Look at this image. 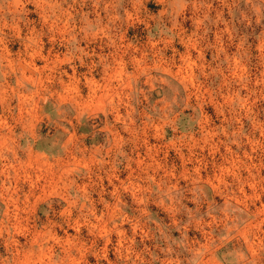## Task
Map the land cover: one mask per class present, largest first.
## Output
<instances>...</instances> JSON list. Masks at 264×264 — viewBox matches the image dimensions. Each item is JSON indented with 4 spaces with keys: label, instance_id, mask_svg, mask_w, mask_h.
<instances>
[{
    "label": "rangeland",
    "instance_id": "1",
    "mask_svg": "<svg viewBox=\"0 0 264 264\" xmlns=\"http://www.w3.org/2000/svg\"><path fill=\"white\" fill-rule=\"evenodd\" d=\"M0 264H264V0H0Z\"/></svg>",
    "mask_w": 264,
    "mask_h": 264
}]
</instances>
